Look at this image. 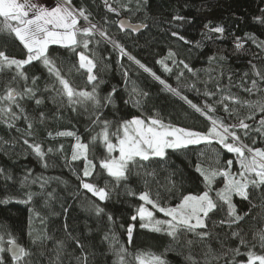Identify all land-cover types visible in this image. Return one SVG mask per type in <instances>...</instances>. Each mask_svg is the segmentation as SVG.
<instances>
[{
	"label": "trees",
	"instance_id": "obj_1",
	"mask_svg": "<svg viewBox=\"0 0 264 264\" xmlns=\"http://www.w3.org/2000/svg\"><path fill=\"white\" fill-rule=\"evenodd\" d=\"M108 2L118 11L110 12L105 7L104 0H73L75 7L83 6L91 13L92 23L100 28H107L108 36L168 85L178 88L181 95L192 103L201 107L205 104L213 105L215 112L210 114L223 118L228 124L237 118L252 116L251 119H245V123L251 126L249 130L237 128L235 131L243 143L264 149V131H256L264 112L255 107H242L239 103L225 101L230 108L238 109L237 114L229 115L222 104L215 103L224 95L252 104L264 103V80L256 75L259 72L264 76V47H258L264 43V23L256 19L264 17V0ZM176 15L185 19L174 20ZM120 17L140 24L141 28L136 33L127 29L120 30L117 26ZM205 25L209 27L206 28ZM80 26L87 24L81 19ZM217 26L223 27L222 34L209 30ZM173 32L183 36L188 43L174 37ZM251 37H255V42ZM238 38L243 44L240 49L236 47ZM95 40L101 42L90 44V51L85 54L97 64L94 74L98 81H103L97 89L99 95L104 97L113 88L116 89L114 104L103 108L101 113L102 119L114 122L112 131H115L122 119H131L133 116L146 118L156 113L165 123L207 131L210 124L204 116L180 97L166 91L134 61L121 56L119 49L111 43L104 42L99 35ZM0 50H6L7 55L17 59L25 58L26 54V50L14 36L4 33H0ZM78 51L84 49L81 47ZM169 51L174 56L165 59ZM49 53L69 80L70 86L78 91H91L92 85L87 82L86 70L77 71L79 58L75 53L59 45H51ZM209 57L213 59L210 60ZM159 60H163L164 64L157 63ZM180 61H184L192 71L185 69ZM165 65L171 72L164 70ZM24 71L28 80L17 78L19 90L22 91L26 85L33 87L32 77L38 76L35 86L38 89L37 98L42 99L43 103L37 105L34 99L21 101L33 125L31 135H28V121L23 116L9 127L8 121L0 115V234L7 239V233H11L18 243L29 249L33 253L30 257L32 264H84L83 260L77 259L83 255L87 256L86 264H117L115 253L121 245L132 254L126 256L130 264H136L133 257L138 252L161 255L166 264H229L235 256L230 250L238 246L241 255L235 256L237 262H246L247 256L244 253L252 245L256 246L255 251L260 252L259 238L256 236L254 239V234L264 230V187L250 185L247 200L233 195L232 202L237 214L243 219L231 227L227 223L220 224L221 220L228 219V209L226 204L218 201L222 210L218 207L210 213V219L206 220L207 228L197 230L208 232L203 239L192 232H182L179 242H176L164 232L141 228L139 218L135 221L131 219L144 202L138 198L142 192H149L151 199H156V194L159 193L162 205H174L183 194L204 191L203 177L196 171L198 162L204 168H213L226 167L227 161L232 160L231 170L238 173L240 168L235 154L229 153L215 142L189 145L175 151L169 149L165 159L153 158L148 162H141L145 168L140 169L139 174L134 169L127 180L117 184L99 167L107 153L98 140L90 145V158L96 164L95 172L91 177H83L84 160H71L75 137L59 136L57 133L73 132L80 137L81 142L90 143L92 136L101 130L100 126L92 124L95 116L91 103L69 106L66 96H59L51 90L45 91L53 83L57 89L62 86L49 76L39 62L34 61L31 66H25ZM14 74V68L0 73V95L4 94L5 86ZM253 80L257 81V89L246 91L252 88ZM12 86L17 87V83ZM133 88L141 93H149L146 98H141V107H134L131 102L125 103L130 100ZM206 92L213 95H205ZM13 111L17 110L14 108ZM41 113L44 114L42 121ZM245 131H248L247 136L244 135ZM25 139L29 143L40 144L45 153L43 159L24 143ZM112 140L115 142L114 137ZM61 145L63 150H60ZM49 148L52 149L51 152L48 151ZM115 154L116 152L113 153ZM145 171L152 172L153 175L145 176ZM78 177L98 187L107 184L110 189L108 199L100 201L92 196L81 187ZM252 178H255L254 174ZM215 181L224 183V178L218 176ZM129 192L134 194L130 195ZM29 194H32L31 200ZM210 195L215 198V189ZM95 205L102 207L104 212L97 215ZM109 215L112 217L111 221L108 219ZM155 215L166 217L158 211H155ZM129 225L133 226L131 243L128 238ZM233 231L240 232L248 241V247L240 245L239 238L232 236ZM30 232L32 236H41L42 241L32 244ZM189 240L192 241L191 244L187 243ZM76 241L83 245V249L77 247ZM0 256L4 257L6 264H12L7 252L0 253Z\"/></svg>",
	"mask_w": 264,
	"mask_h": 264
},
{
	"label": "snow or ice",
	"instance_id": "obj_2",
	"mask_svg": "<svg viewBox=\"0 0 264 264\" xmlns=\"http://www.w3.org/2000/svg\"><path fill=\"white\" fill-rule=\"evenodd\" d=\"M105 7L110 12L118 11L113 8L108 0H104ZM264 11V10H262ZM91 13L83 6L77 8L73 4V0H52L51 4L41 3L40 0H0V33L14 36L15 39L26 50L25 58L17 59L16 57H10L7 55L6 50H0V73L5 70L15 69V74L12 79L5 86L3 95H0V115H3L8 121V126L12 127L15 120L20 119L21 116L28 121V135H31V129L33 127L31 121L25 112V109L21 101L25 99H34L37 105L43 103V100L37 98L38 89L35 87L38 76L32 77L33 87L25 86L23 90H19L17 78L24 81L28 80V75L24 71L25 66H31L33 62H39L47 70L50 77L54 78L55 82H58L62 88L57 89L55 83L48 86L45 91H54L59 96H66L68 105H85L91 103L93 108V115L95 119L92 120V124L100 126L101 130L96 135L92 136L90 143H83L79 136L75 133L64 131L59 132V136H74L76 143L72 146L73 151L71 160L76 161L83 159L85 166L83 169V177L93 176L96 164L93 162V158H90L91 144H95L98 140L105 147L107 155L100 161L99 167L107 172L117 184L123 180L128 179V175L135 169L139 174L140 169H144L145 165L141 162H148L153 158L165 159L167 156V150L173 151L187 148L189 145L200 144H212L213 142L219 144L222 148L226 149L229 153H233L237 157V163L239 164V172H233V161H227L226 167H213L204 168L201 163L196 164V171L203 177L205 183V191L199 194H183L180 202L175 206L162 205L160 203L159 193L156 194V199L150 198L149 192H142L139 195V199L144 201L138 209L136 215H133L131 219L133 221L140 219V227L148 228L150 231L157 233L164 232L168 236L172 237L174 241L179 242L181 233L192 232L195 235L203 239L208 235L207 231L199 232L198 229H206V220L210 219L209 214L217 210L218 207H222L218 204V201H222L227 205L228 219L221 220L220 224L227 223L229 227L232 224L240 222L243 217L237 214L236 206L232 202L233 195H237L245 200L249 199L248 189L252 185L256 188L264 187V149L253 148L243 143L240 136L237 135L235 129L249 130L250 125L245 123V119H251L252 116L245 117L244 119L237 118L233 123H225L223 118L211 115L215 112L213 105L205 104L203 107L192 103L186 96H182L178 88H174L156 75L150 68L145 66L139 60H136L131 54H129L122 45L117 43L112 37L108 36L107 28H100L97 24H94L90 20ZM86 22L87 26H80V20ZM174 20L183 21V16L176 15ZM260 23H264V17L256 18ZM107 23V21H106ZM120 26L123 29L125 21L121 20ZM133 31L138 30V26H130ZM208 28V25H205ZM212 32L223 33V27L217 26L209 29ZM99 35L104 42L111 43L113 47L119 49L121 56H127L128 60L134 61L141 69L153 76L163 88L180 97L186 103L190 105L196 112L200 113L209 121L210 126L206 132H201L184 127H177L170 123H165L158 113L141 118L133 116L131 119H122L116 126L115 131H112L113 121L102 119V109L108 105H113V95L116 91L113 88L112 92L106 96L101 97L97 91L99 84L103 81H98V77L94 74V69L97 64L93 59L89 58L85 53L90 51L89 45L95 42L99 44L101 41L95 40V37ZM172 35L179 40L188 43L183 36L173 32ZM255 42V37H251ZM51 45H59L63 48L69 49L79 58V68L84 69L87 72V82L92 85L91 91L76 90L70 86V82L65 78L60 66L57 65L54 58L50 56L49 47ZM83 48L84 51H78L79 48ZM237 49L243 47V44L239 41L236 42ZM258 47H264V43L258 45ZM174 53L169 51L168 56L165 59L171 58ZM209 59H213L209 57ZM175 62V61H174ZM161 65L164 64L163 60L157 61ZM180 64L184 65L185 69L192 71L189 66L180 61ZM75 67V65H73ZM255 67V66H253ZM166 72H171V69L166 65L164 66ZM180 75H183L181 73ZM261 80H264V76H261L259 72L256 73ZM125 76L127 73L125 72ZM179 79V77H177ZM17 83V87H13L12 84ZM253 89H257V81H252V88L246 89L251 92ZM149 95L148 92H139L133 88L130 94V100L125 103H132L134 107H141V98H146ZM205 95H213L206 92ZM55 102V98H53ZM225 101H231L233 104L239 103L242 107L248 106L249 108H257L258 111L264 112V103L257 102L252 104L248 101H240L237 98L224 95L220 100L216 101V104H222L224 111L229 115H235L238 113V109L230 108ZM17 111H13V109ZM75 110V107H73ZM44 118V114L41 113V121ZM260 127L256 128L257 132L264 131V117L259 121ZM51 136V133H49ZM244 135H248V131L244 132ZM115 138V143L112 138ZM24 143L32 148L36 155L42 159L45 153L42 151L40 144L29 143L28 139L24 140ZM255 143V141H253ZM63 150V145L61 149ZM52 151L51 148L48 149ZM118 152V156L113 153ZM247 152V155H246ZM203 155V153H201ZM219 165V160L216 161ZM254 174L255 178H252ZM145 176L153 175L152 172L145 171ZM222 176L224 178L223 188L215 190V198L210 193L213 191L212 185L216 177ZM27 179V177H25ZM81 187L86 189L92 196L97 197L100 201H105L110 195V189L107 184L104 187H98L94 183L85 182L81 177ZM23 183V182H22ZM147 184V181L145 182ZM130 195L134 193L129 192ZM51 195V194H49ZM32 194H29V200H31ZM145 204L152 206V209L163 213L164 216L169 219H156L153 211H150ZM95 212L100 215L104 212V209L99 205H95ZM246 215V214H245ZM108 219L111 221L112 217L109 215ZM133 226H128V238L129 243L132 241ZM32 244H37L42 241V237L32 236ZM233 237H237L240 240V245L248 247V241L241 236L239 231L232 232ZM258 236L260 252L255 251V245L248 247V251L244 253L247 256L246 262L235 261V256L241 255L239 246L236 249H232L235 256L229 264H264V230L254 234V239ZM46 238V237H44ZM107 238V237H106ZM191 244L192 241H187ZM77 247L83 249V245L79 241H76ZM6 245V246H5ZM62 247V242H60ZM10 253L12 264H32L30 257L33 253L18 243L17 239L12 236L11 233H7V239L5 235L0 234V253ZM43 255V252L40 253ZM117 256V264H130L126 260V256L132 254L128 253L126 248L121 245L119 250L115 253ZM59 255V252L57 253ZM78 260H83L84 264L87 262V256L83 255L78 257ZM136 264H166V261L161 255L155 253L138 252L133 257ZM189 259H191L189 257ZM0 264H6L3 256H0Z\"/></svg>",
	"mask_w": 264,
	"mask_h": 264
},
{
	"label": "rangeland",
	"instance_id": "obj_3",
	"mask_svg": "<svg viewBox=\"0 0 264 264\" xmlns=\"http://www.w3.org/2000/svg\"><path fill=\"white\" fill-rule=\"evenodd\" d=\"M40 2L41 3H47V4H51L52 3V0H40ZM115 143V142H114ZM116 156H118V152H116V154H115ZM223 186H224V183H216V181H214L213 182V185H212V188L213 189H220V188H223ZM205 191V190H204ZM203 192V191H202ZM201 192V193H202ZM192 194H194V193H192ZM197 194H199V193H197ZM180 202V201H179ZM178 202V203H179ZM144 203V202H143ZM142 203V204H143ZM178 203H176V204H178ZM176 204H174V205H170V206H175ZM145 207H147L150 211H153V213H154V217L156 218V219H169V217H162V216H159V217H156V215H155V210L154 209H152V206L151 205H149V204H145ZM137 213V212H136ZM160 213V212H159Z\"/></svg>",
	"mask_w": 264,
	"mask_h": 264
},
{
	"label": "water",
	"instance_id": "obj_4",
	"mask_svg": "<svg viewBox=\"0 0 264 264\" xmlns=\"http://www.w3.org/2000/svg\"><path fill=\"white\" fill-rule=\"evenodd\" d=\"M121 20L125 21V26L123 27V29L121 28L120 23H119ZM117 26H118V28L120 30L127 29V30H130L133 33H136L141 28V25L140 24H138V23H131L125 17L118 18V20H117ZM130 26H138V30L137 31H133L132 30V27H130ZM8 255L11 257V254L10 253H8Z\"/></svg>",
	"mask_w": 264,
	"mask_h": 264
}]
</instances>
